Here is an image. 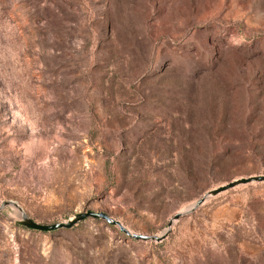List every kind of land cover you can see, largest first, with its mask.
Returning <instances> with one entry per match:
<instances>
[{
  "label": "rangeland",
  "instance_id": "1",
  "mask_svg": "<svg viewBox=\"0 0 264 264\" xmlns=\"http://www.w3.org/2000/svg\"><path fill=\"white\" fill-rule=\"evenodd\" d=\"M264 175V0H0V206L162 235ZM0 210V264H264V182L162 241Z\"/></svg>",
  "mask_w": 264,
  "mask_h": 264
},
{
  "label": "water",
  "instance_id": "2",
  "mask_svg": "<svg viewBox=\"0 0 264 264\" xmlns=\"http://www.w3.org/2000/svg\"><path fill=\"white\" fill-rule=\"evenodd\" d=\"M252 182H264V175H254V176L234 179L220 187L207 191L201 198H199L192 205H190L183 213L176 214L175 217L169 221L168 228L165 231V233L160 236L143 235V234L134 233L130 231L129 229H127L121 222H119L118 220L114 219L113 217L109 216L108 214L104 212L84 211V212L77 213L71 219L65 222H59V223H53V224H42V223L35 221L30 216H28L24 212L23 208L14 201L3 202L2 205L0 206V210L8 205H12L16 207L21 213V219L19 220L20 224L29 229H34L38 231H55V230H60V229H70L74 227L75 225H77L79 222L87 218H94V219L105 220L110 225L118 226L119 229L123 233H125L126 235H128L129 237L133 239L159 242V241H162L166 237V234L170 231L171 226L174 223V221L178 219L179 217H181L182 215L190 214L194 212L197 208L203 205L206 200L212 197H215L222 192H225L236 186H240V185L248 184Z\"/></svg>",
  "mask_w": 264,
  "mask_h": 264
}]
</instances>
